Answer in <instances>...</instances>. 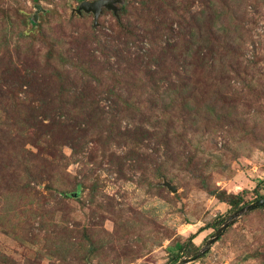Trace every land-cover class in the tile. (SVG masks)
Masks as SVG:
<instances>
[{"label":"rangeland","instance_id":"obj_1","mask_svg":"<svg viewBox=\"0 0 264 264\" xmlns=\"http://www.w3.org/2000/svg\"><path fill=\"white\" fill-rule=\"evenodd\" d=\"M183 2L190 8L188 20L204 9L203 0ZM236 2L239 8L231 16L232 24L227 17L222 24L227 29L236 25L239 38L222 52L228 53L229 62L233 48L241 45V69L258 78L253 91L241 86L233 72L220 83L217 79L208 84L196 57L199 49L188 52L181 43L177 49L127 48L111 10L103 9L94 28L91 12L76 16L73 9L80 3L76 0H0V79L33 72L37 81L51 86L38 93L43 96L50 90L55 98L57 80L49 71L57 63L70 75L66 98L71 102L66 104L68 111L53 113L51 106L47 108L61 125L54 127L63 130V124L79 113L88 121L81 154L72 155L67 144L61 147L67 182L31 181L37 195L19 190V200H10L21 207L12 226L0 225V264H175L197 252L222 223L213 224L233 212L207 192L201 179L227 193H241L246 204L257 194L264 195V0ZM147 10L142 15L152 29L156 18H174L158 2ZM133 17L132 24L141 27L142 19ZM223 31L216 36L223 38ZM105 40L108 48L103 49L100 44ZM47 49L60 51L50 65L44 59ZM76 61H83L92 74H82ZM181 65L192 67L194 73L191 85H185L188 93L194 91L203 99L214 94L212 104L221 109L202 114L198 124L188 116L171 118L164 132L152 125L161 119V93L166 91L168 98V91L175 88L176 76L169 71ZM120 89L122 97L115 94ZM123 97L134 104L124 103ZM135 126L143 133L132 132ZM25 147L36 150L30 144ZM22 176L0 179V198L10 196L8 191L25 181ZM77 182L81 186L70 196L62 193ZM84 234L83 240L90 235L102 242L109 238L113 250L90 258L85 249L79 250ZM65 235L72 238L61 247L68 256L56 251ZM190 235L198 248L181 253L179 247ZM118 240L122 241L117 246ZM73 248L78 258L70 257ZM176 254L180 257L174 262ZM187 264H264V206L236 219L203 256Z\"/></svg>","mask_w":264,"mask_h":264},{"label":"trees","instance_id":"obj_2","mask_svg":"<svg viewBox=\"0 0 264 264\" xmlns=\"http://www.w3.org/2000/svg\"><path fill=\"white\" fill-rule=\"evenodd\" d=\"M76 1L81 2L82 0ZM236 1L237 0H203L202 4H204V9L193 13L191 15V20L186 18V8L189 12V5L185 7L186 5L184 2L182 3V0H123V2L118 3V8H120V10L118 9L119 11L117 10L116 14L112 12L118 21L117 26L119 34L123 36V42L126 44L127 48L137 47L150 50L177 49L179 48L177 43H181L183 48L187 49L188 52H190L191 49H199L196 53V57L199 59L204 71L202 74L205 75L203 79H205L208 84L216 83L217 79L218 82L224 80L228 75L230 76V72H233V76L235 75L241 79V86L253 91L257 90L254 88V82L255 80L257 81L258 78L247 69H241V59H239L241 58L239 52L241 45L233 48L231 55L234 59L232 58L229 62L226 58L229 56L228 53L226 56L222 52L224 46L226 49H230L229 46H232V44L236 42V38H239L235 33L236 25H232V29L230 25L227 29L222 24L224 18L227 17L231 21V16L237 14L236 11L239 5L236 4ZM155 2L171 10L174 18H169L168 20L156 18V26L152 29L149 27V23L144 20L142 12L147 14L149 12L147 7L149 4ZM144 9H146V11H144ZM80 15L76 13L77 17ZM133 15H135V19H142L141 27L132 24ZM230 24H232V21ZM95 26H97V24H94L93 21L92 27L95 28ZM157 28L162 31L156 32ZM222 31L223 33L221 34L223 38L217 37L216 34ZM144 40H146V44L147 42L150 44L149 47L140 44L144 43ZM224 40L225 43H223ZM221 44H223L222 47ZM100 47L103 49L108 48L107 40H105L102 45L100 44ZM59 52L58 49H47L44 54V59H46V62L50 65L51 61L55 58V54L59 55ZM125 52L128 53V49H125ZM201 52H203L202 56ZM110 53L113 54L111 51ZM147 56L151 58L152 51H148ZM188 56L190 59L189 63L191 64L192 56L189 53ZM63 59L64 58H62V60ZM76 62L77 64L75 66L81 70L82 74H92V71L83 61ZM195 68H198V66ZM191 70L192 67L189 68L185 65H181L169 71L176 76V83H174L175 88L168 91L170 98H167L168 95L166 91H164L163 94L161 93V101L164 108L162 115H160L161 119H157L156 124L152 126L163 129V126L167 125L171 118L179 120L185 116L191 119L192 124H198L202 114H210L217 109L220 111L221 108L218 107V104H212L214 94L211 93L213 96L208 95L203 99L199 94L194 95V91L188 93L186 87L188 84L191 85L194 74ZM49 72L57 80V84L55 85V98H52L50 95L51 86L47 87V84L37 81L35 78L36 75L33 72L22 73L15 77L12 76L9 79L4 78L5 80H3V77L0 79V110L4 112V115H0V179L4 180L6 178V180L9 181L10 178L8 177L12 178L22 175V179H25V181L17 185L15 189L8 191L11 193L10 196L5 194L3 198H0V225L12 226L13 224L11 221L16 218L14 216L18 215L17 212H20V205L18 206L16 203L9 204L10 200L12 202L19 200L20 196L18 194L16 195V193H18L17 191L20 190L24 193L34 195L36 193L37 195V190L31 185V181L48 180L49 183H57L62 179L61 181L67 182L69 176L65 170L66 166L63 164L66 155L61 149L64 144L70 147L72 155L81 154L87 144V140L85 139L87 137L85 125L88 124V121L84 119V117H81L80 113L71 116L69 121L66 122L67 124H63V130L58 131V129L54 127L55 124L56 126L61 125L54 120L52 113L47 108L51 106V109L54 111L53 113H59L62 108H66L65 110L68 109L66 104L71 101L67 99L66 96L69 97L67 92L70 91L68 85L70 75L66 69H63L57 63L51 65ZM154 72L155 71L152 70V76ZM144 74L150 75V71L145 70ZM153 84H155V82ZM195 86H197V84H195ZM47 89L50 90H48L46 95L42 96L41 93H38V91ZM110 91L113 92L112 89H110ZM21 93L22 95H20ZM115 94L118 95V97H122L121 89L118 93L115 92ZM122 101L127 103L128 98L123 97ZM129 101L131 102L127 104H134L132 100ZM137 107L138 106H133V109ZM39 110H41L42 113L39 114L38 117L36 116V112ZM208 119L206 121H208ZM225 126L228 127V123H226ZM167 129L166 127L163 131L165 132ZM141 130H143L141 126H135L132 132L136 131V134H138L140 131V133H143ZM32 132L34 133L32 134ZM26 144H30L36 150L27 149L25 147ZM192 160L193 157H190L186 165L190 166ZM201 182L204 184L207 192L217 197L221 202L227 204V212L235 211L246 204L241 193H227L217 186L210 187L205 179H201ZM79 186H81V184L77 182L73 189L69 190L64 188L61 191L65 196H70L73 192L72 190H78ZM46 187L47 189H51L47 184ZM263 196L262 194H257L255 199ZM20 222L21 220L19 223ZM221 223H223V220L213 225L218 227ZM123 230L122 228V231ZM107 234L110 236V233ZM104 235L106 234L104 233ZM65 237L68 240L65 238L61 241L56 246L58 248L56 251L65 252V255L68 256L69 253L61 247H65L67 244L66 241H70L72 238L66 235ZM81 237L79 242L75 238V242L79 243V250L85 249V253L89 254L88 256L90 258H93L98 253L113 250L112 246L108 244L109 238L105 242H102L99 238L93 237V235L88 236V240H83L86 237L85 234ZM192 238L193 235H190L188 240L180 245L179 251L181 253H189L198 248L192 242ZM58 240L60 241V239ZM121 241L118 240L116 245H120ZM78 255L76 248L70 251V257L78 258ZM179 257L180 256L176 254L174 262H176Z\"/></svg>","mask_w":264,"mask_h":264},{"label":"water","instance_id":"obj_3","mask_svg":"<svg viewBox=\"0 0 264 264\" xmlns=\"http://www.w3.org/2000/svg\"><path fill=\"white\" fill-rule=\"evenodd\" d=\"M120 2H122V0H82L79 5L73 9V11H75L78 15H80L82 12H91L93 15L94 24H97V19L103 12V9L111 10L116 14L118 10L117 4ZM39 7L40 6L37 4V10L34 13V18H36V12H38ZM163 184L172 192L176 191V188L169 182L164 181ZM261 206H264V196L233 211L227 216L226 220L223 221V223L214 231V233L210 235V237L205 241L204 245L197 252H195L192 256L181 259V261H178L175 264H187L191 261L199 259L210 249L211 245L222 235L226 228L235 222L236 219L243 216L245 213Z\"/></svg>","mask_w":264,"mask_h":264}]
</instances>
